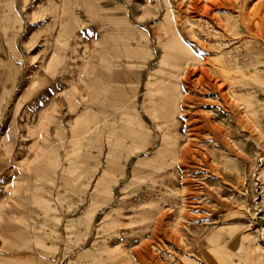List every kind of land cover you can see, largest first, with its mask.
<instances>
[{"label": "rangeland", "instance_id": "obj_1", "mask_svg": "<svg viewBox=\"0 0 264 264\" xmlns=\"http://www.w3.org/2000/svg\"><path fill=\"white\" fill-rule=\"evenodd\" d=\"M191 263L264 264V0H0V264Z\"/></svg>", "mask_w": 264, "mask_h": 264}, {"label": "bare ground", "instance_id": "obj_2", "mask_svg": "<svg viewBox=\"0 0 264 264\" xmlns=\"http://www.w3.org/2000/svg\"><path fill=\"white\" fill-rule=\"evenodd\" d=\"M98 38H100L99 35H98ZM101 41H103V37H101ZM103 49H104V48H103ZM98 51H100V50H98ZM102 52L105 53V50L102 51ZM102 52H101V53H102ZM192 57H194V56H192ZM192 57H191V58H192ZM186 59H187V58H186ZM194 59H195V57H194ZM195 60H196V59H195ZM195 60H193V62H194ZM244 60H245V59H244ZM182 61H183V60H182ZM182 61H181V62H182ZM187 61H188V60H186V62H187ZM205 61H206V60H205ZM179 62H180V60H179ZM179 62H177V63H179ZM198 62H199V61H198ZM233 62H234V61H233ZM175 63H176V62H175ZM187 63H188V62H187ZM187 63H186V66H187ZM191 63H192V62L188 63L189 66H190ZM229 63H230V62H228L227 64H229ZM179 64H180V63H179ZM183 65H184V64H183ZM195 65H196V64L193 63V66H195ZM229 65H230V64H229ZM193 66H192V67H193ZM197 66H198V65H197ZM181 67H182V66H181ZM190 68H191V67H190ZM234 68H236V66H235L234 64L229 66V70H230V69L232 70V69H234ZM184 69H185V67H184ZM186 69H188V68H186ZM190 70H191V69H190ZM190 70H189V71H190ZM202 70H203V69H202ZM235 70H236V69H235ZM187 71H188V70H187ZM189 71H188V72H189ZM182 72H183V71H182ZM183 73H184V72H183ZM183 73H181V74H183ZM184 74H185V73H184ZM206 77H207V76H206ZM195 83H196V82H195ZM231 86H232V84L230 85V87H231ZM232 87H233V86H232ZM190 94H191V93H190ZM180 240H181V239H180ZM184 243H185V242H184ZM183 245H184V244H183ZM183 247H184V246H183ZM181 248H182V246H181ZM185 248H186V247H185ZM182 251H183V250H182ZM185 251H186V250H185ZM185 251H183L182 253H184ZM184 255H185V254H184ZM205 256H206V255H205ZM181 259H182V257H181ZM183 260H185V258H184ZM206 260H207V259H206ZM180 261H181V260H180ZM190 262H191V261H190ZM191 264H192V263H191Z\"/></svg>", "mask_w": 264, "mask_h": 264}]
</instances>
